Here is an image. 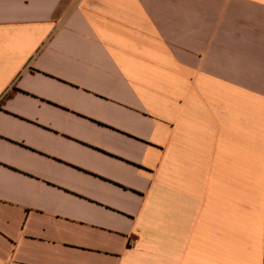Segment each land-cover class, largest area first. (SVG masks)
Here are the masks:
<instances>
[{
  "label": "crops",
  "instance_id": "1",
  "mask_svg": "<svg viewBox=\"0 0 264 264\" xmlns=\"http://www.w3.org/2000/svg\"><path fill=\"white\" fill-rule=\"evenodd\" d=\"M0 264H264V0H0Z\"/></svg>",
  "mask_w": 264,
  "mask_h": 264
}]
</instances>
